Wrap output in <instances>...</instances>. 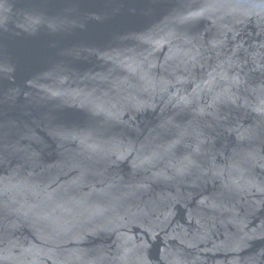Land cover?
Instances as JSON below:
<instances>
[{
  "label": "water",
  "instance_id": "water-1",
  "mask_svg": "<svg viewBox=\"0 0 264 264\" xmlns=\"http://www.w3.org/2000/svg\"><path fill=\"white\" fill-rule=\"evenodd\" d=\"M0 264H264V0H0Z\"/></svg>",
  "mask_w": 264,
  "mask_h": 264
}]
</instances>
